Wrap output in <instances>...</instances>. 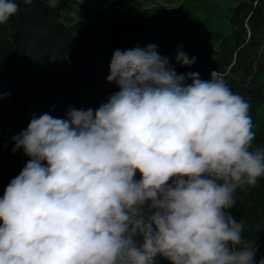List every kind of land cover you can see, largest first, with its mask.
<instances>
[{
  "label": "clouds",
  "instance_id": "9594fccd",
  "mask_svg": "<svg viewBox=\"0 0 264 264\" xmlns=\"http://www.w3.org/2000/svg\"><path fill=\"white\" fill-rule=\"evenodd\" d=\"M19 10L0 0V25ZM109 67L119 91L98 109L34 116L12 137L29 160L0 197V264H256L229 211L264 178L250 103L217 70L177 74L155 44Z\"/></svg>",
  "mask_w": 264,
  "mask_h": 264
},
{
  "label": "trees",
  "instance_id": "16d2710c",
  "mask_svg": "<svg viewBox=\"0 0 264 264\" xmlns=\"http://www.w3.org/2000/svg\"><path fill=\"white\" fill-rule=\"evenodd\" d=\"M18 2L19 12L0 25V92L5 94L0 101V197L29 160L22 149L12 152V137L34 116L64 118L69 106L95 111L107 102L119 91L107 81L117 49L155 44L177 74L194 72L207 80L217 70L250 103L253 146H264V0H234L225 26L209 33L205 44L191 41L164 49L144 18L126 21L78 0H57L55 7L49 0ZM181 51L195 63H179ZM235 200L229 211L244 222V238L258 246L259 264L264 259V178L254 188L237 189ZM156 264L168 262L158 257Z\"/></svg>",
  "mask_w": 264,
  "mask_h": 264
},
{
  "label": "rangeland",
  "instance_id": "374dc122",
  "mask_svg": "<svg viewBox=\"0 0 264 264\" xmlns=\"http://www.w3.org/2000/svg\"><path fill=\"white\" fill-rule=\"evenodd\" d=\"M133 21L144 18L156 41L184 46L191 41L208 42V34L225 26L226 10L234 0H78Z\"/></svg>",
  "mask_w": 264,
  "mask_h": 264
}]
</instances>
